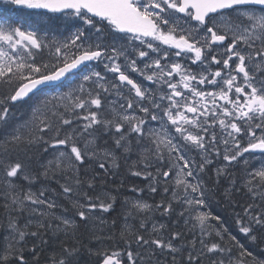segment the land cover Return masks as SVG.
Returning <instances> with one entry per match:
<instances>
[{
	"label": "snow or ice",
	"instance_id": "obj_1",
	"mask_svg": "<svg viewBox=\"0 0 264 264\" xmlns=\"http://www.w3.org/2000/svg\"><path fill=\"white\" fill-rule=\"evenodd\" d=\"M220 204L264 243V0H0V264H264Z\"/></svg>",
	"mask_w": 264,
	"mask_h": 264
},
{
	"label": "trees",
	"instance_id": "obj_2",
	"mask_svg": "<svg viewBox=\"0 0 264 264\" xmlns=\"http://www.w3.org/2000/svg\"><path fill=\"white\" fill-rule=\"evenodd\" d=\"M4 8H7V6H3ZM10 11V10H9ZM14 15H19V13H13ZM58 23V22H57ZM59 24V23H58ZM45 157H47V154H43L40 158L41 159H44ZM135 157H133L134 159ZM121 169L119 170V175L117 176L116 180L117 182H119L120 180V177L124 174V163L123 161H121ZM127 182V181H125ZM110 187L112 185H109ZM53 187H55V185H53ZM124 191V195H127V196H131L132 194L131 193H128L126 190H123ZM233 199H235V196L233 197ZM219 208L223 209V208H226L223 204L219 206ZM2 209H0V214H2ZM119 212H120V206H119V202H118V205H117V209H116V212L112 213V217L113 218H116L117 219V224H119V222L121 221V218L119 216ZM231 212H232V209L230 207L226 208V217L231 219ZM154 219L156 221H158L159 219H163L164 220V223H166L169 228H177V227H174L171 225V223H169V218L168 217H154ZM177 221V220H176ZM132 223H135V222H132ZM180 225V222L177 221V226ZM119 226V225H118ZM3 235H4V232L2 229H0V243L3 242ZM246 239L244 237V235L241 233V243H244L246 247L249 248L250 251H256V253H254L255 255L257 256H264V243H253L251 241H248V240H244ZM85 260L88 259L87 256L84 257ZM205 264H207V261H205Z\"/></svg>",
	"mask_w": 264,
	"mask_h": 264
},
{
	"label": "rangeland",
	"instance_id": "obj_3",
	"mask_svg": "<svg viewBox=\"0 0 264 264\" xmlns=\"http://www.w3.org/2000/svg\"><path fill=\"white\" fill-rule=\"evenodd\" d=\"M257 164H258V162H257ZM212 175L214 177V172L212 173ZM234 175H235V173H234ZM242 176H243V173H241V177ZM236 178L238 180L237 176H236ZM222 182H223V185L227 184V180H224L223 178H222ZM218 199H220V197H218ZM234 200L243 203V202H245L247 200V197L244 194L241 195V193H240V194L235 196ZM220 205H222V204H220ZM220 205H214L213 211H214V213H219L227 221L225 212H226V208H228V207L221 209V208H219ZM175 218H177L175 215L172 218H170L169 219V223H171L172 226L177 227L178 229L184 230L183 218H180L181 219V224L179 226H177V221H176ZM230 218L232 219V217H230ZM237 238L241 241V236H237ZM244 240H247V239H244ZM252 252L256 253V251H252Z\"/></svg>",
	"mask_w": 264,
	"mask_h": 264
},
{
	"label": "flooded vegetation",
	"instance_id": "obj_4",
	"mask_svg": "<svg viewBox=\"0 0 264 264\" xmlns=\"http://www.w3.org/2000/svg\"><path fill=\"white\" fill-rule=\"evenodd\" d=\"M240 178H241V175L238 177V181L240 180ZM240 193H241V192H239V193H235L234 196H236V195H238V194H240ZM234 196H233V197H234ZM226 218H227V217H226ZM227 224H234V223H233V220L227 218ZM236 236H241V235L239 234V235H236Z\"/></svg>",
	"mask_w": 264,
	"mask_h": 264
},
{
	"label": "bare ground",
	"instance_id": "obj_5",
	"mask_svg": "<svg viewBox=\"0 0 264 264\" xmlns=\"http://www.w3.org/2000/svg\"><path fill=\"white\" fill-rule=\"evenodd\" d=\"M234 173H235V171H234ZM221 186L223 187V182L221 181Z\"/></svg>",
	"mask_w": 264,
	"mask_h": 264
}]
</instances>
